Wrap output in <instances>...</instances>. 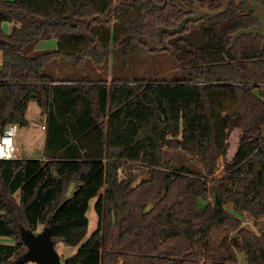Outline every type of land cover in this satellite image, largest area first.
Wrapping results in <instances>:
<instances>
[{
  "label": "trees",
  "instance_id": "obj_1",
  "mask_svg": "<svg viewBox=\"0 0 264 264\" xmlns=\"http://www.w3.org/2000/svg\"><path fill=\"white\" fill-rule=\"evenodd\" d=\"M224 8L220 0H0V129L28 126L31 101L46 118L42 158L0 160V236L14 240L0 244V264H30L18 262L22 225L49 227L56 248L76 249L64 264H242L241 254L264 264V227L237 216L264 222V39L242 35L232 47L258 20L236 0ZM188 16L201 17V47L160 37ZM49 40L55 50L31 54ZM138 46L169 53L187 77L108 84L87 75L88 61L103 71L116 52L128 58ZM59 60L86 75L55 77ZM168 149L202 170L166 160ZM128 165L147 176L121 177ZM94 199L99 224L88 237Z\"/></svg>",
  "mask_w": 264,
  "mask_h": 264
},
{
  "label": "rangeland",
  "instance_id": "obj_2",
  "mask_svg": "<svg viewBox=\"0 0 264 264\" xmlns=\"http://www.w3.org/2000/svg\"><path fill=\"white\" fill-rule=\"evenodd\" d=\"M14 24L6 23L5 31L6 33H11ZM177 37L185 38L191 45L195 47H201L204 43L203 37V23L194 22L192 23L189 31L177 34ZM31 54L52 51L57 48L56 40L49 41H39L34 47ZM113 51V49H112ZM111 59V63L108 69L103 71L98 70L93 63L88 61L86 63L87 75L93 79H105L108 81V84H111L113 81L123 80V79H135V80H174V79H185L187 73L183 69L182 65L177 63L174 58L167 52H152L150 49L143 47H136L132 54L128 58L123 56L121 52L115 53ZM1 57L0 53V68H1ZM50 72L55 75V77H83L84 74L80 69L75 66V63L68 60H59L52 64ZM42 111L39 109L38 105L31 101L29 103L27 111L28 126L20 129L19 135L17 137L21 141L18 144L19 155L18 158L24 159H39L43 156L44 146H45V134L46 130L43 129V126L46 125V118L42 115ZM239 133L234 131L230 136V145L228 149V159L237 152L238 149V139ZM165 159L172 160L176 163L184 164L187 168L193 171L202 170V166L198 163V160L194 157L188 156L185 153L179 150L168 149L165 151ZM227 159V161H228ZM226 161L221 159L218 165V171L216 173V178H221L223 175V169L225 167ZM127 173L135 175L138 179H143L147 176V171L141 168L140 166L128 165L121 172V177H125ZM76 190V186L73 185L69 191L68 198H71ZM96 199L90 202L88 210L89 218V228H88V237L97 230L99 224V218L95 210ZM230 208H232L230 206ZM232 212L233 210L230 209ZM243 222L245 226L250 229H253L257 232L262 230L264 227V222L261 221L258 225L255 224V221L248 214H243L241 216L237 215ZM44 228H40L38 232H41ZM10 239V238H9ZM7 240V239H6ZM8 244L7 242H1L0 244ZM58 252L61 257H70L76 253V249L66 248L63 245L57 247ZM240 261L242 264H245V256L240 255Z\"/></svg>",
  "mask_w": 264,
  "mask_h": 264
},
{
  "label": "water",
  "instance_id": "obj_3",
  "mask_svg": "<svg viewBox=\"0 0 264 264\" xmlns=\"http://www.w3.org/2000/svg\"><path fill=\"white\" fill-rule=\"evenodd\" d=\"M258 8L261 11V28L253 27L247 30H240L233 37V46H235L236 40L242 35L255 34L264 37V9L261 5H258ZM201 13L207 14L206 11H202ZM200 19V16H188L177 28L162 29L159 33L160 37H162L164 33L171 35L180 34L186 29L188 23L197 22ZM20 234L27 251L18 259L19 263L64 264L62 262V257L56 248V244L52 239L51 229L49 227H46L41 232L36 233L22 225L20 226Z\"/></svg>",
  "mask_w": 264,
  "mask_h": 264
},
{
  "label": "built area",
  "instance_id": "obj_4",
  "mask_svg": "<svg viewBox=\"0 0 264 264\" xmlns=\"http://www.w3.org/2000/svg\"><path fill=\"white\" fill-rule=\"evenodd\" d=\"M21 126L18 124H8L0 129V160L18 159L19 148L17 137ZM46 130V127L43 126Z\"/></svg>",
  "mask_w": 264,
  "mask_h": 264
},
{
  "label": "flooded vegetation",
  "instance_id": "obj_5",
  "mask_svg": "<svg viewBox=\"0 0 264 264\" xmlns=\"http://www.w3.org/2000/svg\"><path fill=\"white\" fill-rule=\"evenodd\" d=\"M220 1L222 3L223 2L225 3V8H224V11H225L228 8L231 0H229V1L228 0H220ZM236 2L242 11H245L247 13H253L255 15L258 22L253 27L261 28V23H260L261 11L258 8V5H261L262 8L264 9V0H255V1L254 0H236ZM207 13H210V12H207ZM258 36L262 37L261 35H258ZM262 38L264 39V37H262ZM232 47H233V39H232Z\"/></svg>",
  "mask_w": 264,
  "mask_h": 264
},
{
  "label": "crops",
  "instance_id": "obj_6",
  "mask_svg": "<svg viewBox=\"0 0 264 264\" xmlns=\"http://www.w3.org/2000/svg\"><path fill=\"white\" fill-rule=\"evenodd\" d=\"M20 142H21V141L18 139V144H20ZM6 239H7V240H6ZM1 242H7L8 244H11V245L14 244V240H13V239H11V238L9 239L8 237H1V236H0V243H1ZM2 245H7V244H4V243H3Z\"/></svg>",
  "mask_w": 264,
  "mask_h": 264
},
{
  "label": "bare ground",
  "instance_id": "obj_7",
  "mask_svg": "<svg viewBox=\"0 0 264 264\" xmlns=\"http://www.w3.org/2000/svg\"><path fill=\"white\" fill-rule=\"evenodd\" d=\"M20 152V151H19Z\"/></svg>",
  "mask_w": 264,
  "mask_h": 264
}]
</instances>
